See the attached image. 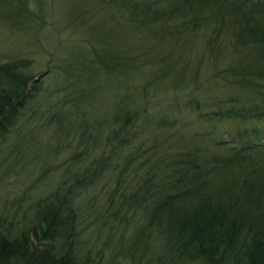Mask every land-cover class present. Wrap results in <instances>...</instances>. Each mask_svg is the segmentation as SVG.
Here are the masks:
<instances>
[{
  "label": "trees",
  "instance_id": "1",
  "mask_svg": "<svg viewBox=\"0 0 264 264\" xmlns=\"http://www.w3.org/2000/svg\"><path fill=\"white\" fill-rule=\"evenodd\" d=\"M40 1L41 10L46 1ZM20 6L0 12L15 18L13 12ZM79 9L77 2L70 6L65 20L77 19ZM24 15L18 13L15 22L21 23ZM82 16L83 25L89 24L87 44L67 45L62 62L51 68L60 71L58 82L63 84L58 90L65 92L61 101L72 110L105 88L120 90L113 112L118 127L107 140H117L122 150L133 140L129 123L150 116L157 106L176 117L185 109L199 118L264 120V0H95ZM115 24L124 43L132 37L142 43L139 50H114L115 33H98ZM93 30L97 32L91 36ZM200 38L220 65L204 82L191 66ZM146 41L150 44H143ZM228 47L234 54L224 60L220 54ZM30 64L19 57L0 63V138L7 136L36 90L37 85L30 90L33 77L25 70ZM168 83L181 94L148 100ZM208 83L223 90L218 95L200 94ZM176 117L167 122L161 115L159 123L175 124ZM250 131L216 136V150L199 144L163 149L132 195L119 198L122 208L132 202L143 208L146 227L157 232L172 262L264 264V127ZM92 139L94 145L77 151L71 160L88 159L99 135ZM128 156L126 161L131 153ZM94 165L78 167L72 187L46 200L27 227L14 231L13 224H0V264L118 263L115 256L108 261L98 257L84 238L86 227L75 197L99 175L100 165Z\"/></svg>",
  "mask_w": 264,
  "mask_h": 264
},
{
  "label": "rangeland",
  "instance_id": "2",
  "mask_svg": "<svg viewBox=\"0 0 264 264\" xmlns=\"http://www.w3.org/2000/svg\"><path fill=\"white\" fill-rule=\"evenodd\" d=\"M37 1L0 0L3 5L0 10L22 5L13 12L15 18L18 13H25L21 23H16L14 17H5L0 12V63L17 57L29 60L31 64L25 70L33 77L30 90L37 85L7 136L0 138V224H13L14 231L27 227L36 219L46 200L53 199L57 191L72 187L78 167L94 162V166L100 165L99 175L91 185L77 191L75 197L81 205L79 214L86 227L84 238L93 253H98L104 261L115 256L117 264H170L167 261L172 262L171 253L157 232L146 227L143 208L135 206L134 202L122 208L119 198L138 188L163 149L199 144L216 150L218 146L213 145L216 136H234L237 130L244 128L251 132L253 127L263 128L264 120L241 123L235 119L199 118L196 112L185 109H181V116L176 117L157 106L150 116L129 123L133 140L122 150L117 140H107L109 133L118 127L113 122V112L120 90L105 88L78 110H72L61 101L65 92L58 90L63 84L62 80L58 82L60 71L51 68L62 62L67 45L87 44L89 24L83 25L82 15L95 0H45L41 10V1ZM76 2L80 5L77 19L65 20L67 10ZM113 26H104L98 33H115L114 50L131 47L133 51L139 50L141 42L132 37L124 43L119 38L121 28L116 24ZM91 27L98 29L95 22ZM94 30L89 32L91 36L97 32ZM194 46L191 66L198 79L204 82L220 65L212 61L206 40L200 38ZM233 54L232 48L228 47L220 58L230 59ZM191 88L193 86L188 90ZM222 90L223 87L208 83L200 94L218 95ZM156 91V96L152 93L148 100L181 94L169 83L160 85ZM138 102L134 108L138 107ZM164 114L168 117L167 122L176 117L177 123H159ZM95 135H99L95 143L97 148L92 149L88 159H82L83 156L79 162L71 160L77 151L94 145L92 138ZM130 153L131 159L126 161ZM120 173H123L122 178ZM117 206H120L119 210H115ZM162 259L166 260L162 262Z\"/></svg>",
  "mask_w": 264,
  "mask_h": 264
}]
</instances>
